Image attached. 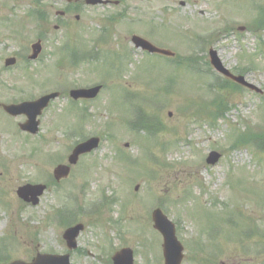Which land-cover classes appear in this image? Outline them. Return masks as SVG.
Masks as SVG:
<instances>
[{
    "label": "rangeland",
    "instance_id": "374dc122",
    "mask_svg": "<svg viewBox=\"0 0 264 264\" xmlns=\"http://www.w3.org/2000/svg\"><path fill=\"white\" fill-rule=\"evenodd\" d=\"M182 1L184 5L179 4L180 0H124L116 6H85L77 12L78 20L74 19L76 13L70 12L65 19L67 26L61 23L57 29L54 24L59 23L50 9V18L41 26L48 38L39 39L47 55L46 65H30L28 72L18 65L2 73L4 58L28 49L38 37L36 26L24 16L30 9L27 4L8 12V2L0 0V17L8 15L13 20L9 25L0 23V103L41 94V89L55 88L57 83H63L67 90L107 85L89 102L67 104V95L53 101L43 112L35 136L17 130L21 118L10 119L0 110V241H5L6 249L13 242L18 245L11 247L14 253L8 250L10 257L27 261L36 251L67 252L61 237L64 228L50 217L67 205L69 198L64 196L68 193L76 194V204L83 206L82 212L73 213L72 221L84 225L77 237L84 252L80 255L70 251V264H110L108 258L124 246L134 250L133 264H162L161 239L150 219L157 206L177 224L176 237L184 254L181 264H264V242L258 236L248 240L243 237L249 231L248 225L264 234V152L248 144L230 145L233 133L249 126L264 128V31L254 34L246 27L254 15L250 8L255 0ZM110 15L117 16L116 23L106 19ZM226 21H234L233 29L220 32L205 46L190 48L184 40L193 41L177 32L182 28L189 34L188 30L193 29L191 32L205 36L223 29ZM104 25L109 26V32L99 39ZM69 35L73 43L85 40L84 45L96 46L100 56L92 67H104L101 61L108 51L119 52L124 61L118 64L119 72L104 77L106 72H90L91 66L85 63L72 70L63 65L59 70L55 53ZM132 35L182 57L195 54L196 64L207 77L187 74L184 68L172 70L161 56H146L134 49ZM209 47L217 51L231 72L249 65L239 74L262 94L248 89L207 91L205 81L220 78L210 65L202 63L207 60ZM158 86L167 89L159 91ZM126 89L136 99L142 97L144 112L155 115L159 126H165L150 143L140 139L144 134L136 133L137 138L123 125L124 119H133L137 106L135 99L131 103L121 100ZM215 94L225 104L222 117L213 123L207 115H195L194 110ZM83 105L90 117L82 121L77 108ZM79 124L82 136L66 135L68 127V133H73ZM95 135L100 137L98 148L81 157L69 176L57 182L61 185L59 193L46 188L37 206H29L17 197L18 186L42 181L57 164L66 163L75 142ZM211 150L221 154L212 166L205 163ZM147 152L157 156L154 163ZM84 182L86 189L81 191L78 186ZM136 184L138 189L134 190ZM101 197L111 199V204L100 206L97 214L89 213L86 205L88 208L98 203ZM109 218L120 222L117 228L107 222ZM227 219L232 226L226 225Z\"/></svg>",
    "mask_w": 264,
    "mask_h": 264
},
{
    "label": "water",
    "instance_id": "95a60500",
    "mask_svg": "<svg viewBox=\"0 0 264 264\" xmlns=\"http://www.w3.org/2000/svg\"><path fill=\"white\" fill-rule=\"evenodd\" d=\"M88 3L91 4H95L97 2H100V0H87ZM132 41L133 43L136 45V47H141L143 49H146L147 51L151 52V53H161V54H165V55H170L171 53L167 50H162V49H158L154 46H152L151 44H149L147 41L137 37V36H133L132 37ZM12 60H9L8 63H11ZM210 61L211 64L215 67V69H217L218 71L222 72L224 75L232 78L234 81L241 83L249 88L255 89L257 91V89L250 85L247 84L242 76H238V77H234L231 74H229V72L224 69L221 66V63L219 62V60L216 57V54L214 51H210ZM98 87L95 88H91L89 90H75L71 92V95L73 97H91L94 96L97 91H98ZM47 97L44 98L43 100H40L36 103H34L32 105V107H34V110L32 112V118L35 117V115L37 113L40 112L41 107H43L45 105V102L47 101ZM24 107H28V105H18V106H5V110L12 113V114H17L20 113L24 110H22V108ZM22 129H26L27 125H21ZM98 144V139L97 138H92L89 139L79 145H77L71 155L68 157V161L69 163H74L77 160V156L79 154L85 153L90 151L91 149L95 148ZM219 159V154L216 152H210L208 157L206 158V162L208 164H214L217 160ZM68 166H58L55 170H54V174L55 177L58 179L62 176H66V174L68 173ZM41 193V188L38 187H30L28 185L26 186H22L20 188H18L17 190V194L20 198H23L24 200L29 201V196H31L33 198V203H36L37 200L35 199L37 195H39ZM153 221H154V226L159 229L164 237V243H163V250H164V257H165V264H179L182 258V247L180 246V244L177 242V240L175 239L174 236V231L172 228V225L166 220V218L160 213L159 210H156L153 212ZM81 229V225H76L73 228H70L68 230L65 231L63 237L66 239L67 242V246L69 248H72L75 246V242L74 239L78 233V231ZM59 264H67V256H62L59 257ZM128 262L125 264H131V260H130V256L128 257ZM41 259V257H37L35 259V263L37 261H39ZM52 259V258H51ZM10 264H23L22 262L19 261H15L12 262ZM121 264V263H119Z\"/></svg>",
    "mask_w": 264,
    "mask_h": 264
},
{
    "label": "flooded vegetation",
    "instance_id": "af4514ba",
    "mask_svg": "<svg viewBox=\"0 0 264 264\" xmlns=\"http://www.w3.org/2000/svg\"><path fill=\"white\" fill-rule=\"evenodd\" d=\"M7 1L8 3H5L7 11H9V8H11L12 5H21V4H27L30 8H37V11H42L39 13V15L42 18V24H44V18L49 14L50 8L53 9V13L56 14L57 12L62 13V16L60 17H65L67 15L68 11H72L76 8H78L79 3L77 0L73 1H65V0H3ZM58 5H60L62 8H59ZM184 4V3H182ZM67 5V6H66ZM32 11H29L31 13ZM61 26V23L55 24L54 29H57L58 27Z\"/></svg>",
    "mask_w": 264,
    "mask_h": 264
},
{
    "label": "trees",
    "instance_id": "16d2710c",
    "mask_svg": "<svg viewBox=\"0 0 264 264\" xmlns=\"http://www.w3.org/2000/svg\"><path fill=\"white\" fill-rule=\"evenodd\" d=\"M228 87H229L230 89L233 90V85H232V84L229 85ZM148 128H149V127H148ZM249 133H250L249 130H247L245 133H241V134H239L236 140H238V141H246L247 138H248V134H249ZM250 134H251V133H250Z\"/></svg>",
    "mask_w": 264,
    "mask_h": 264
}]
</instances>
